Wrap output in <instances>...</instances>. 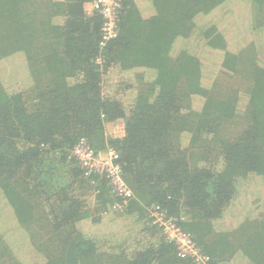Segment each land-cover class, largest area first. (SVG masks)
<instances>
[{"label":"trees","instance_id":"trees-1","mask_svg":"<svg viewBox=\"0 0 264 264\" xmlns=\"http://www.w3.org/2000/svg\"><path fill=\"white\" fill-rule=\"evenodd\" d=\"M83 1L56 25L0 0V64L21 57L0 73V264H194L152 204L213 264H264V0H122L104 45ZM82 138L117 151L125 205Z\"/></svg>","mask_w":264,"mask_h":264},{"label":"built area","instance_id":"built-area-1","mask_svg":"<svg viewBox=\"0 0 264 264\" xmlns=\"http://www.w3.org/2000/svg\"><path fill=\"white\" fill-rule=\"evenodd\" d=\"M92 9L102 17L100 45L117 36V21L122 0H92ZM73 155L84 175H97L108 180L109 191L121 198V203L113 207H121L127 203L134 193L122 177V169L118 153L113 147L93 149L85 138L80 139L72 150ZM153 223L162 227L167 239L174 242L179 257L189 259L194 264H213L210 257L197 245L192 235L184 231L172 217H164V213L155 204L150 206Z\"/></svg>","mask_w":264,"mask_h":264},{"label":"crops","instance_id":"crops-1","mask_svg":"<svg viewBox=\"0 0 264 264\" xmlns=\"http://www.w3.org/2000/svg\"><path fill=\"white\" fill-rule=\"evenodd\" d=\"M35 6V11L43 12L46 15L47 22L51 24L60 25L65 21L64 11L66 13V5L69 0H31ZM92 0H84L81 4V8L85 15L91 16L94 11L92 9ZM135 4L140 10L141 14L145 17L149 16L153 12L151 0H129Z\"/></svg>","mask_w":264,"mask_h":264},{"label":"rangeland","instance_id":"rangeland-1","mask_svg":"<svg viewBox=\"0 0 264 264\" xmlns=\"http://www.w3.org/2000/svg\"><path fill=\"white\" fill-rule=\"evenodd\" d=\"M21 57L18 58V60H16V57L13 58L12 62H8V61H4V63H1L0 64V73L5 75L4 78L6 79V77L8 78V76L10 75V68L14 67L17 63V61L20 62V59ZM18 69V68H16ZM211 80H208V82H210ZM118 126V125H117ZM120 126V124H119ZM118 126V127H119ZM230 129V128H229ZM106 131L108 133H112V134H115V135H119L120 134V129L116 128V125L115 127H109L108 129H106ZM28 257V256H27ZM29 258V257H28Z\"/></svg>","mask_w":264,"mask_h":264}]
</instances>
